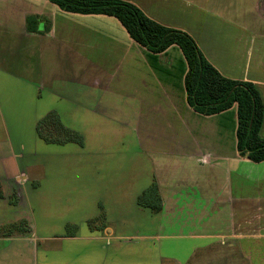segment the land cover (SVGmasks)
<instances>
[{"label":"crops","instance_id":"0c3cea01","mask_svg":"<svg viewBox=\"0 0 264 264\" xmlns=\"http://www.w3.org/2000/svg\"><path fill=\"white\" fill-rule=\"evenodd\" d=\"M123 1L162 26L188 33L224 77L255 84L264 105V0ZM187 72L178 46L153 53L115 17L66 12L50 0H0V209L12 208L14 201L6 199L19 195L14 187L4 190L11 179L3 167L25 156L5 118L15 119V126L27 118L38 138L41 121L55 116L44 127L52 140L47 143L74 144L77 165L91 166V172L32 176L39 185L34 193L46 198L76 191L98 218L121 212L129 197L139 203L156 187L159 200L151 198L141 208L160 214L161 227L169 214V222L191 225L198 242L219 238L231 247L260 245L264 162L240 157L237 135L229 147L228 120L231 116L236 132V106L205 116L189 104ZM260 135L264 139V121ZM12 179L19 184L27 177ZM181 215L187 219L180 221ZM107 223L92 235L43 239L60 242L62 252L64 241L94 243L92 257L69 256L64 264H108L117 222Z\"/></svg>","mask_w":264,"mask_h":264},{"label":"rangeland","instance_id":"374dc122","mask_svg":"<svg viewBox=\"0 0 264 264\" xmlns=\"http://www.w3.org/2000/svg\"><path fill=\"white\" fill-rule=\"evenodd\" d=\"M260 29L264 30V22ZM17 105L20 103L15 102L14 106ZM43 105L44 102L41 101L37 108L43 109ZM26 119L21 118L22 122L15 126V119L5 118V125L19 149L18 153L22 152L25 156L23 159H15L5 169L3 167V175L11 179L4 182V190L14 187L19 195L6 199L14 201L12 208L4 204L0 209V221L4 222V226L0 227V264H64L69 256L92 257L94 243L78 239H74V242L64 241L62 252L57 250L61 246L60 242L43 238L92 235L108 226L107 222L111 220L117 222V225L115 239L109 240L110 250L112 244L114 249L113 252L110 251L108 264H264V241L259 247H249L246 245L248 242L242 247H231L228 241L219 238L198 242L191 237L195 231L188 228L191 227L190 224L171 223V215L164 214L166 224L161 227L162 216L141 208L138 199H126V206L121 212L103 213L98 218H92L93 208L83 202L76 191L46 198L40 192L34 193L39 185L33 181L32 176H71L80 174L83 170L84 173H90L91 166L77 165L79 156L74 144L52 145L37 138L36 131ZM234 128L235 122L229 116V147L236 143ZM5 141L7 143L8 138ZM82 158L88 159V156ZM87 168L89 169L86 170ZM16 174L26 175L27 179L17 184L12 181V175ZM16 218L17 222L5 224ZM183 219L186 220L187 215H181L180 221ZM122 221L125 223L118 224ZM214 232L218 234L219 231ZM8 238L18 239L7 240ZM198 244L202 246L196 247ZM83 263L92 264L91 261L78 264Z\"/></svg>","mask_w":264,"mask_h":264},{"label":"trees","instance_id":"16d2710c","mask_svg":"<svg viewBox=\"0 0 264 264\" xmlns=\"http://www.w3.org/2000/svg\"><path fill=\"white\" fill-rule=\"evenodd\" d=\"M50 1L70 13L115 17L136 43L153 53H162L171 46H178L188 65L185 85L189 104L205 116L220 114L236 106L239 156L255 164L264 162V139L260 135L264 105L257 87L251 82L224 77L206 59L188 33L160 25L138 6L123 0ZM52 120H57V117H47L39 124L38 135L46 142L52 140L45 135L44 127ZM64 133L71 134L67 129H64ZM151 198L154 201L159 200L156 187L145 192L139 198V204L149 206ZM152 207L154 211H161V206Z\"/></svg>","mask_w":264,"mask_h":264}]
</instances>
